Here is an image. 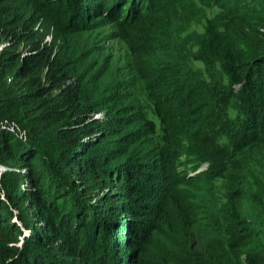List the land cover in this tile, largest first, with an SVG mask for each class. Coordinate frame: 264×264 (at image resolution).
<instances>
[{
  "label": "trees",
  "instance_id": "16d2710c",
  "mask_svg": "<svg viewBox=\"0 0 264 264\" xmlns=\"http://www.w3.org/2000/svg\"><path fill=\"white\" fill-rule=\"evenodd\" d=\"M0 264H264V0H0Z\"/></svg>",
  "mask_w": 264,
  "mask_h": 264
},
{
  "label": "rangeland",
  "instance_id": "374dc122",
  "mask_svg": "<svg viewBox=\"0 0 264 264\" xmlns=\"http://www.w3.org/2000/svg\"><path fill=\"white\" fill-rule=\"evenodd\" d=\"M84 3H87V2H84ZM86 7L83 5H79V7H77L76 9V12L73 11L72 12L73 14L71 13L72 24L74 22V25L80 28V30L83 33L81 37L83 44L88 45V46H93L95 45L96 42H98L99 48L103 49L104 53L107 56L113 57L116 66L118 67L124 66V62L127 60L126 59V54H127L126 49L127 48L125 46V42H122L120 40L118 36V31L114 27H112L110 24L106 23L102 17L97 16L95 12L93 13L96 15L94 17L85 15L86 14L85 10L87 9ZM88 12H89V8H88ZM102 116L103 115L98 116V117H102ZM204 169H206V165L202 166L200 171ZM157 171L159 172V170ZM147 172H149L151 175L158 173L156 171H153L152 173L151 170L150 171L147 170ZM154 180L155 179L151 178L150 184L156 187L158 185V182ZM185 193H188V191H186ZM153 202H155V200ZM156 244L157 242H154L153 245L155 246ZM153 245H151V247Z\"/></svg>",
  "mask_w": 264,
  "mask_h": 264
}]
</instances>
